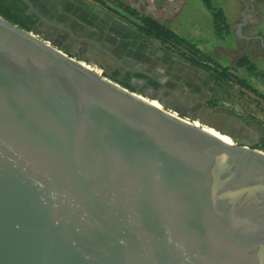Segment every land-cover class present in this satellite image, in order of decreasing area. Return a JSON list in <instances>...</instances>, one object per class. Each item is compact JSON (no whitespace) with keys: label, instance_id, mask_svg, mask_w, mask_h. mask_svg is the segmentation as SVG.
Masks as SVG:
<instances>
[{"label":"water","instance_id":"95a60500","mask_svg":"<svg viewBox=\"0 0 264 264\" xmlns=\"http://www.w3.org/2000/svg\"><path fill=\"white\" fill-rule=\"evenodd\" d=\"M167 108L0 16V264H264V154Z\"/></svg>","mask_w":264,"mask_h":264},{"label":"crops","instance_id":"0c3cea01","mask_svg":"<svg viewBox=\"0 0 264 264\" xmlns=\"http://www.w3.org/2000/svg\"><path fill=\"white\" fill-rule=\"evenodd\" d=\"M22 1L30 4L37 22L32 30L36 35L82 64L93 66L104 77L115 82L132 80L137 85L148 81L178 105L176 109L167 108L173 113L203 109L209 114L233 117L216 108V101L225 93L212 75L166 50L160 41L143 35L122 11H109L85 0ZM116 1L140 15L153 17L178 35L183 44L198 49L254 90L262 91L252 69H264L263 0ZM218 13L225 20L221 27H228L221 35L216 33ZM244 14L247 24L241 37L238 27L244 22ZM229 121L247 130L245 139L251 140L254 147L264 146V125L256 127L234 118Z\"/></svg>","mask_w":264,"mask_h":264},{"label":"built area","instance_id":"2783aa9c","mask_svg":"<svg viewBox=\"0 0 264 264\" xmlns=\"http://www.w3.org/2000/svg\"><path fill=\"white\" fill-rule=\"evenodd\" d=\"M109 11L124 8L116 0H85ZM121 7V8H117ZM164 48L190 63H195L212 75L221 88L225 96L216 101V108H227L236 113L245 114L248 118L264 121V98L241 84L239 79L234 76L224 77L225 68L215 62L212 58L203 54L199 50L186 44L163 45ZM262 76V74H261ZM263 79V78H262ZM235 92V93H234Z\"/></svg>","mask_w":264,"mask_h":264},{"label":"trees","instance_id":"16d2710c","mask_svg":"<svg viewBox=\"0 0 264 264\" xmlns=\"http://www.w3.org/2000/svg\"><path fill=\"white\" fill-rule=\"evenodd\" d=\"M123 6L124 8L119 9L120 11H122L121 12L122 15L125 18L132 20L143 35L158 40L163 45L172 44L175 46L184 43L182 39L178 37V35H176L173 31L168 29L164 24L160 23L153 17L140 15L137 11H135L131 7L126 6L125 4ZM0 16L11 23L18 25L20 28L28 32L32 31L37 23L36 21L33 20L32 16L24 15L22 11L21 12L18 11L16 8V3L14 4L0 3ZM215 21H216L217 34L221 35L223 30L228 29V27H224V28L221 27L222 24L225 23V20L222 17V13H218L215 15ZM224 74H225L224 75L225 78L229 76H233V74L229 71V69H225ZM241 84L247 88H250L243 81L241 82ZM120 85L134 92L129 84H120ZM231 124L232 126H235L233 125V123ZM212 128L217 132L221 133L222 136L232 138L234 141H238L242 139L241 137L236 135L228 136L227 134H225L224 132L218 130L213 126Z\"/></svg>","mask_w":264,"mask_h":264},{"label":"flooded vegetation","instance_id":"af4514ba","mask_svg":"<svg viewBox=\"0 0 264 264\" xmlns=\"http://www.w3.org/2000/svg\"><path fill=\"white\" fill-rule=\"evenodd\" d=\"M0 3H9V4H14L16 3V8L18 11H22V13L24 15H28V16H32V18L34 19L33 15H32V9L30 7V4L27 2L25 3L22 0H0ZM36 27V25H35ZM120 82V83H119ZM147 83L144 84H134L132 82V80H124V79H118L119 84H129L131 86V88L133 89L134 92L138 93V94H148L150 97L153 98H160L161 101H163L167 107H171V108H178V105L175 102H172L170 100H168L165 96L161 95L159 92V89L157 87H154L152 85H150L148 83V81H146ZM180 113L181 115H189L193 118H197L199 119L200 122L202 123H206L209 126H213V122L217 120V122H222L223 124H231L229 120H231L232 118H234V120H239L235 117H228L227 115H213V114H209L207 111H204L203 109H198V110H188V109H180ZM238 128V127H236ZM242 130L245 129L243 127H240ZM246 130V129H245ZM211 131V130H210ZM247 131V130H246ZM213 133H215L216 135H218L216 133V131H212ZM242 137V136H241ZM243 137H246L243 136ZM225 141L230 142L231 140L228 139V137H222Z\"/></svg>","mask_w":264,"mask_h":264},{"label":"rangeland","instance_id":"374dc122","mask_svg":"<svg viewBox=\"0 0 264 264\" xmlns=\"http://www.w3.org/2000/svg\"><path fill=\"white\" fill-rule=\"evenodd\" d=\"M264 1V0H263ZM262 8L264 10V6H263V3H262ZM43 30H45L43 28ZM196 49V48H195ZM198 50V49H197ZM201 52V51H200ZM219 64V63H218ZM254 67V66H253ZM226 69V68H225ZM252 72H253V75H254V78L256 79V81L259 83V87L262 88V93L254 90V88H252L251 86H249L248 84H246L247 86H249L252 91H254L255 93L257 94H260L263 98H264V69H260L259 67L255 66L253 69H252ZM262 74V76H261ZM234 76V74H233ZM236 77L237 79H239V81H243L241 78H239L238 76H234ZM263 78V79H262ZM244 82V81H243ZM235 93V92H234ZM222 110H224L225 112L229 113L231 116L239 119V120H242V121H246L248 123H250L251 125H254L256 127H259L261 125H264V121H259L257 119H251V118H248L245 114H241V113H236L235 111H232V110H229L227 108H220ZM198 124H204V125H207L209 126L208 124L206 123H200V121L198 122ZM213 127L217 128L218 130L224 132L225 134H227L228 136H232V135H236V136H239L241 137L242 139L238 140V141H235L236 144H239V145H246V146H249L250 148H256V150H259L261 153L264 154V146L263 148H257V147H254V144L251 142V140H246L245 136L247 134L248 136V132H246L245 129H241V128H236L237 126H232V124H223L222 122H217L214 121L213 122ZM234 125V124H233ZM212 127V126H210Z\"/></svg>","mask_w":264,"mask_h":264},{"label":"bare ground","instance_id":"6f19581e","mask_svg":"<svg viewBox=\"0 0 264 264\" xmlns=\"http://www.w3.org/2000/svg\"><path fill=\"white\" fill-rule=\"evenodd\" d=\"M143 99L146 100L145 98H143ZM152 104H153L154 106L160 108V109L162 108V107H161L158 103H156V102H153ZM209 131H210V130H209ZM210 132H211V131H210Z\"/></svg>","mask_w":264,"mask_h":264}]
</instances>
